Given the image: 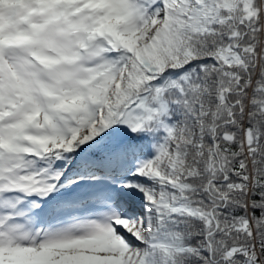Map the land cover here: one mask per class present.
Wrapping results in <instances>:
<instances>
[{"label": "snow or ice", "instance_id": "snow-or-ice-1", "mask_svg": "<svg viewBox=\"0 0 264 264\" xmlns=\"http://www.w3.org/2000/svg\"><path fill=\"white\" fill-rule=\"evenodd\" d=\"M0 264H264V0H0Z\"/></svg>", "mask_w": 264, "mask_h": 264}]
</instances>
